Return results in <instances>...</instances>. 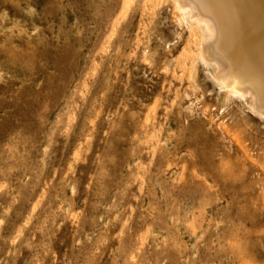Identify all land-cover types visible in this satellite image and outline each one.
I'll return each mask as SVG.
<instances>
[{"label":"rangeland","instance_id":"obj_1","mask_svg":"<svg viewBox=\"0 0 264 264\" xmlns=\"http://www.w3.org/2000/svg\"><path fill=\"white\" fill-rule=\"evenodd\" d=\"M0 2V264H264V116L170 0Z\"/></svg>","mask_w":264,"mask_h":264},{"label":"bare ground","instance_id":"obj_2","mask_svg":"<svg viewBox=\"0 0 264 264\" xmlns=\"http://www.w3.org/2000/svg\"><path fill=\"white\" fill-rule=\"evenodd\" d=\"M170 1L180 16L179 21L192 26L193 36L197 38L192 75L198 64L211 67L212 81L222 93L223 102L229 96L249 97L248 107L264 116V105L257 102L258 96L264 97V0L228 1L239 14L242 29L249 33L250 48L245 46L236 23L232 17L228 18L219 0ZM7 91L2 90V94ZM190 108L191 105L189 112L193 109Z\"/></svg>","mask_w":264,"mask_h":264}]
</instances>
